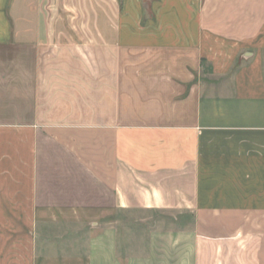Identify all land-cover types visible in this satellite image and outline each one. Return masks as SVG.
<instances>
[{"label":"crops","instance_id":"crops-1","mask_svg":"<svg viewBox=\"0 0 264 264\" xmlns=\"http://www.w3.org/2000/svg\"><path fill=\"white\" fill-rule=\"evenodd\" d=\"M132 1L0 0V45L79 62L0 79V264H264V0Z\"/></svg>","mask_w":264,"mask_h":264},{"label":"rangeland","instance_id":"rangeland-1","mask_svg":"<svg viewBox=\"0 0 264 264\" xmlns=\"http://www.w3.org/2000/svg\"><path fill=\"white\" fill-rule=\"evenodd\" d=\"M126 1V2H125ZM53 3L50 5V11L51 12H62L63 14H69L74 13L75 11H84V5L83 3L75 2V0H61V3ZM129 4L127 3V0H117V3H114V10H117L120 8L123 10L125 7L130 8V15H135L137 12V9H135V6L133 5L132 0H128ZM155 0H141L142 4V12H143V19L151 17L152 15V8L154 5ZM105 5V4H104ZM109 6V5H108ZM157 6V5H156ZM158 6L157 8H159ZM73 53H66V56L72 55ZM58 55V53H52V52H44V53H37V52H15L13 51L10 46L7 44L0 45V79H42L43 74L46 75V73L43 72L42 68H49L50 71H48L47 75H51V78L59 77L58 79H73L74 76V67H79V62H74L73 58L71 60L65 58V61L58 62L57 57L54 56ZM94 56V53H81L82 56V64L80 63L81 71H82V79H89L91 70H94L95 63L94 61L100 63L101 60H104V53H97L98 58H92L89 60V56ZM46 58L50 60V64H41L42 58ZM52 56V57H51ZM88 57L87 58L85 57ZM103 56V57H102ZM50 58V59H49ZM93 61V63H92ZM28 64V65H27ZM90 64V65H89ZM92 66V68H91ZM100 70V69H99ZM95 71V70H94ZM44 76V79L45 77ZM211 84H216L218 82L217 79H210L209 80ZM119 220L122 218L125 222H128V224L131 226V236H134L140 232L141 229H138L139 219L142 218L141 216H138L137 214H130L128 216L122 217L121 215L118 216ZM155 219L156 221H168V217L166 215L158 214L153 216L151 219ZM147 229L144 230V232ZM147 233V232H146ZM145 233V234H146ZM141 240L138 242H131L129 243V250L128 252L132 253L135 251H138V248L142 247V243L145 239L144 233H141ZM144 235V236H143ZM120 247H125L123 243L120 244Z\"/></svg>","mask_w":264,"mask_h":264}]
</instances>
